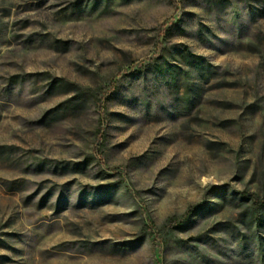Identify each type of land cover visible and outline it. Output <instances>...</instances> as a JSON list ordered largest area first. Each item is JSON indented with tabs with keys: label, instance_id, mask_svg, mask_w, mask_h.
<instances>
[{
	"label": "rangeland",
	"instance_id": "1",
	"mask_svg": "<svg viewBox=\"0 0 264 264\" xmlns=\"http://www.w3.org/2000/svg\"><path fill=\"white\" fill-rule=\"evenodd\" d=\"M241 193L264 0H0V264H264Z\"/></svg>",
	"mask_w": 264,
	"mask_h": 264
},
{
	"label": "trees",
	"instance_id": "2",
	"mask_svg": "<svg viewBox=\"0 0 264 264\" xmlns=\"http://www.w3.org/2000/svg\"><path fill=\"white\" fill-rule=\"evenodd\" d=\"M240 195H242L244 199H251L252 206L248 210V213L253 221L258 222L260 226H264V199H255L253 195H247L245 193H241ZM193 212L194 210L190 209L184 216L182 223H185L187 220H189ZM173 220L175 219H172L171 221Z\"/></svg>",
	"mask_w": 264,
	"mask_h": 264
}]
</instances>
